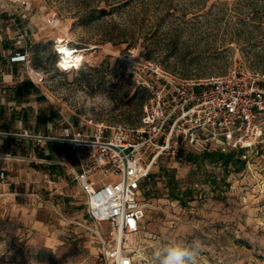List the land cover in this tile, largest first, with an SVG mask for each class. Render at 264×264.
<instances>
[{
	"label": "rangeland",
	"instance_id": "1",
	"mask_svg": "<svg viewBox=\"0 0 264 264\" xmlns=\"http://www.w3.org/2000/svg\"><path fill=\"white\" fill-rule=\"evenodd\" d=\"M29 3L37 36L28 41L25 72L42 76L43 111L55 112L58 128L64 119L87 131L98 123L138 127L149 99L142 79L150 76L141 70L148 61L185 78L224 74L234 63L264 71V0ZM52 10L56 27L43 19ZM60 44L83 56L78 68L60 69ZM260 148L250 169L231 170L219 186L211 180L222 179L220 166L160 158L141 186L147 208L140 264H160L171 246L201 243L196 264H264V144ZM172 181L181 190L191 187L193 197L171 196ZM55 224L50 242L35 240L29 229L5 236L0 227V264H106L94 223L67 230Z\"/></svg>",
	"mask_w": 264,
	"mask_h": 264
},
{
	"label": "built area",
	"instance_id": "2",
	"mask_svg": "<svg viewBox=\"0 0 264 264\" xmlns=\"http://www.w3.org/2000/svg\"><path fill=\"white\" fill-rule=\"evenodd\" d=\"M14 1L29 11V0ZM43 19L52 27L59 24L54 10ZM18 40L23 52H15L11 60L30 63L21 30ZM141 70L150 76L142 79L149 99L138 127L98 123L87 131L64 119L58 135L0 129L1 138L69 146L75 159L70 167L85 194L86 212L97 226L93 233L106 264H140L144 259L147 203L141 186L160 158L181 159L185 151L235 150L250 169L264 144V71L234 63L224 74L185 78L150 61ZM28 75H34L35 83L43 80L34 70ZM102 223H108L107 231Z\"/></svg>",
	"mask_w": 264,
	"mask_h": 264
},
{
	"label": "crops",
	"instance_id": "3",
	"mask_svg": "<svg viewBox=\"0 0 264 264\" xmlns=\"http://www.w3.org/2000/svg\"><path fill=\"white\" fill-rule=\"evenodd\" d=\"M32 24L33 19L29 20L19 3L0 0V129L58 135L61 128L55 112L43 111L45 93L33 81L34 75L33 79L29 77L31 71L25 72L29 63L11 60L15 52H23L18 40L20 30L27 37L26 45L37 36ZM74 162L67 145L48 141L38 146L27 140L0 137L1 234L11 236L29 229L28 235L35 240L50 242L56 239L50 232L55 221L63 225V230L82 222L92 225L85 194L70 167Z\"/></svg>",
	"mask_w": 264,
	"mask_h": 264
},
{
	"label": "trees",
	"instance_id": "4",
	"mask_svg": "<svg viewBox=\"0 0 264 264\" xmlns=\"http://www.w3.org/2000/svg\"><path fill=\"white\" fill-rule=\"evenodd\" d=\"M82 72V71H81ZM185 161L193 163L197 166L213 164L214 166H220L224 172L222 179H217L213 177L211 182L215 186H219L221 182H225L227 175L231 170L241 171L245 167V161L240 158V152L231 150L229 152H221L218 150L214 151H202L195 153L193 151H186L182 153ZM170 193L171 196H180L182 198H192L193 189L189 186L181 190L175 181L170 183Z\"/></svg>",
	"mask_w": 264,
	"mask_h": 264
},
{
	"label": "clouds",
	"instance_id": "5",
	"mask_svg": "<svg viewBox=\"0 0 264 264\" xmlns=\"http://www.w3.org/2000/svg\"><path fill=\"white\" fill-rule=\"evenodd\" d=\"M200 248L186 246H171L163 254L160 264H196V257L201 254Z\"/></svg>",
	"mask_w": 264,
	"mask_h": 264
},
{
	"label": "bare ground",
	"instance_id": "6",
	"mask_svg": "<svg viewBox=\"0 0 264 264\" xmlns=\"http://www.w3.org/2000/svg\"><path fill=\"white\" fill-rule=\"evenodd\" d=\"M58 48L60 49V54H62V58H60L62 68L69 70L79 67V64L83 60L81 54H77L76 50H72L63 44L58 45Z\"/></svg>",
	"mask_w": 264,
	"mask_h": 264
}]
</instances>
